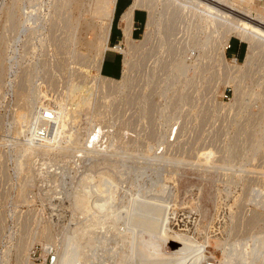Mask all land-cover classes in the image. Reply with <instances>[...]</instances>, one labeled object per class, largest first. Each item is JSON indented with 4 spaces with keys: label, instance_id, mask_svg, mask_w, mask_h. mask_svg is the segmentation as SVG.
Listing matches in <instances>:
<instances>
[{
    "label": "rangeland",
    "instance_id": "obj_1",
    "mask_svg": "<svg viewBox=\"0 0 264 264\" xmlns=\"http://www.w3.org/2000/svg\"><path fill=\"white\" fill-rule=\"evenodd\" d=\"M129 1H117L112 41ZM156 2L157 14L162 15L146 52L130 72L121 54V75L110 77L117 83L113 86L104 74H117L118 55L108 53L103 74L95 52L82 58L76 54L78 45L67 38L64 0H50L49 20L27 31V37L22 33L26 27L18 21L27 4L37 8L39 1L3 0L0 264H31L30 249L36 247L42 255L44 247L51 248L50 241L34 237L43 228L60 242L68 222L62 219L70 215L74 191L83 190L82 178L98 177L102 169L115 179L131 178L118 184L115 194L120 198L130 191L132 200L148 206L153 197L170 195L174 203L195 208L199 233L210 235L203 247L209 261L264 264V245L255 242L264 239V54L252 53L247 42L231 33L226 36L231 48L221 62L215 40L222 28L198 27L187 9L171 4L164 12L165 2ZM238 4L264 16V0ZM7 12L13 13L12 20L6 19ZM146 16V11L135 13L136 40L143 38ZM113 44L109 46L120 43ZM122 50L126 51L124 45ZM182 58L189 65L175 73V61ZM236 62L241 67L229 70ZM45 111H51L52 120L46 137L37 139L34 131ZM98 129L103 140L92 157L84 158L83 144ZM175 132H179L176 138ZM94 165L98 166L91 168ZM157 178L168 183L165 193H158L155 184L145 196L137 197L138 187ZM23 240L28 246L20 252ZM35 263L42 264V259Z\"/></svg>",
    "mask_w": 264,
    "mask_h": 264
},
{
    "label": "bare ground",
    "instance_id": "obj_2",
    "mask_svg": "<svg viewBox=\"0 0 264 264\" xmlns=\"http://www.w3.org/2000/svg\"><path fill=\"white\" fill-rule=\"evenodd\" d=\"M38 1L39 4L37 8L31 7L30 4L32 3L27 4V8L22 11L20 16L21 21H18L21 26L23 25L26 27L23 29L24 31H22L23 35L26 37L29 33H26L27 31L38 29L40 24L49 20L50 11L48 5L50 6V0H37V2ZM156 1L157 0H132L128 8L119 16V27L122 31V37L119 41L120 44L115 47H110L109 36L117 0H64L67 4L66 7H68V18L65 21L68 32L67 38H70L75 45H78L79 48L76 50V54L81 58L86 53L95 52V61L98 64L95 63L99 65L100 69H102L104 54L107 50L119 52L124 55V66L126 70L130 72L135 67L136 60L146 52V45L151 42L155 34V29L160 24L162 14H157ZM163 1L165 2L164 10H162L164 12L171 4H175V6L182 10L187 9L196 21L198 27H201V25H205L206 27L213 26V30L216 31L215 28L217 24V29L222 28L219 32V38L215 40V44L221 49V52L218 54V59L221 62H225V48L229 42L226 36L231 33H234L235 37H237L240 42H247L252 53L256 50L257 53L264 54V16L256 14L249 7L238 4L239 0ZM2 2L3 0H0V10ZM28 5L30 6L28 7ZM44 7L47 8V13H44ZM135 9L146 11L147 14L144 34L141 40H136L133 36V30H135L133 25V12ZM21 10L23 9L21 8ZM11 13L12 12H7L5 14L6 19L12 20L13 13ZM169 20L167 19L168 22L166 21V24L169 23ZM167 28L168 25H166V29ZM122 45H124L126 51H123L124 49L122 50ZM236 63L237 64L233 66L231 65L229 70L232 68L239 69L241 67L239 62ZM245 64L247 65V62ZM188 65L185 59H177L173 67L174 72L180 73ZM25 76H28V74ZM106 78L113 86L117 85V83L112 82L110 76L106 75ZM25 80L24 83L26 82ZM19 83H22L21 86L23 85V82ZM15 86L14 88H17ZM234 91L238 92V86L235 87ZM16 95L17 94H15V96ZM29 111L27 112L30 113ZM46 112H50L51 118L45 119L43 118V114L41 115L34 131V136L37 139L46 137L48 132V121L52 120V113L51 111ZM30 115H32V113ZM30 115H28V117ZM73 135L72 138L75 137ZM177 135H179V132H175V138ZM103 137L104 135L101 129L93 131L89 139L87 138L88 141H85L83 144L81 149L82 156H84V158L89 156L92 157L91 155L94 154L93 149L101 144ZM76 139L77 136L75 137V141H77ZM96 154V161L99 162L97 158L99 155L96 156ZM94 163L96 162L94 161ZM97 166L94 165L91 166V168H96ZM115 170L117 169L115 168ZM101 171H104V169ZM101 171L99 172L100 174L97 175L98 177H91L89 174L91 178L89 176L82 178L81 183L85 184L84 188L82 187L83 190L76 189L74 191L71 197L74 205L71 206L72 209L70 208V215L67 218L65 215V218L63 217L62 219H68V222L66 220V229H64L63 238L60 242L55 241V239L53 240L51 238L52 234L49 236L51 232L48 233L46 228L34 234V237L46 239L48 240L46 242L50 241L52 243L51 246H49L54 250L56 255L53 264H216V262L209 261L207 250L203 249L204 246L208 245L207 243L209 242L210 235H204L205 237H203L201 232L199 233L200 228L197 229L198 223L196 222L197 213L194 211L195 208H192V210L187 208L188 206L185 204V207H183L180 204L174 203L170 195L168 198L155 196L149 200L151 203H148V206L145 202L132 200L129 195L131 194L130 191L126 193L125 197L120 198L115 194L118 190V184L130 180L131 178L128 176V178L121 180L116 176L117 179H115L111 173L109 174V172ZM115 172L112 174L115 175ZM121 174L122 172L120 176ZM160 178L148 182V185L146 184L142 187H138L136 191L137 197L145 196L155 184H157V188L159 189L158 193H165L168 183L164 182L163 184L159 180ZM137 180L138 179H132L133 182ZM99 193L101 195L108 194V196L100 199L95 198V196L100 195ZM78 199H83L80 204H77ZM92 199L93 201H91ZM74 221L76 222L75 224ZM255 242H257V245L258 243L264 245L263 238H256ZM237 245L238 244L235 246ZM27 246L28 244L26 241H21L18 245L19 251H25ZM73 248L74 250L77 248V251L74 252ZM45 249L48 248L44 247V252ZM85 250H88V256ZM83 253H86V257L81 256ZM29 262L35 264L32 263L30 259ZM42 264H44V262H42ZM217 264L220 263L217 262ZM227 264H231L230 261ZM246 264L253 263L248 262Z\"/></svg>",
    "mask_w": 264,
    "mask_h": 264
},
{
    "label": "crops",
    "instance_id": "obj_3",
    "mask_svg": "<svg viewBox=\"0 0 264 264\" xmlns=\"http://www.w3.org/2000/svg\"><path fill=\"white\" fill-rule=\"evenodd\" d=\"M117 1H118V0H117ZM130 3H131V0L127 3V5H126V7H125V9H124L123 11H125V10L128 8V6L130 5ZM137 10H139V9H135L134 12H133V25H134L135 30L137 29V26H136V22H135V18H134V16H135V13H136ZM123 11H122V12H123ZM141 11H143V10H141ZM122 12H121V13H122ZM121 13H120V15H121ZM112 30H113V26H112V29H111V31H110L109 45H111V44H113V43L116 44V42H117V41H120V39H121V37H122V31H121V28L119 27V19H118V22H117V24H116V30L118 31V36H116L115 39H114L113 41H112ZM135 30H133V32H134ZM134 33H135V32H134ZM134 33H133V34H134ZM133 36H134V35H133ZM113 45H114V44H113ZM108 53H112V54H114V55H118V57H119V67H118V71H117V74H116V75H108V74H104V73H103V69H104V66H105V64H106V58H107ZM120 56H121V54H120L119 52L114 51V50H107V51L105 52V54H104V59H103V64H102V69H101V71H102V73H103L104 75H107V76H110V77H113V78H117V77H119V75H121V61H122V58H121Z\"/></svg>",
    "mask_w": 264,
    "mask_h": 264
},
{
    "label": "built area",
    "instance_id": "obj_4",
    "mask_svg": "<svg viewBox=\"0 0 264 264\" xmlns=\"http://www.w3.org/2000/svg\"><path fill=\"white\" fill-rule=\"evenodd\" d=\"M230 48H231V44H230V40H229L225 50H229ZM233 57L235 59H238L236 56H233ZM43 118L50 119L51 118L50 112L45 111L43 113ZM41 135H43V134H41ZM36 255H39L38 250L36 249V247H33L32 249H30V252H29V259L32 263H35V261H38V260L40 261V259H42V262H44V264H53L55 262V259H56V255L54 253V250H52L51 248L45 249V252L43 251V254L39 255L40 256L39 258L36 257Z\"/></svg>",
    "mask_w": 264,
    "mask_h": 264
},
{
    "label": "trees",
    "instance_id": "obj_5",
    "mask_svg": "<svg viewBox=\"0 0 264 264\" xmlns=\"http://www.w3.org/2000/svg\"><path fill=\"white\" fill-rule=\"evenodd\" d=\"M112 26H114V21H113V24H112Z\"/></svg>",
    "mask_w": 264,
    "mask_h": 264
}]
</instances>
